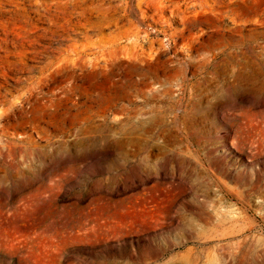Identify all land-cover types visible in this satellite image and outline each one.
<instances>
[{
  "label": "rangeland",
  "instance_id": "1",
  "mask_svg": "<svg viewBox=\"0 0 264 264\" xmlns=\"http://www.w3.org/2000/svg\"><path fill=\"white\" fill-rule=\"evenodd\" d=\"M223 2L0 0V264H264V0Z\"/></svg>",
  "mask_w": 264,
  "mask_h": 264
},
{
  "label": "bare ground",
  "instance_id": "2",
  "mask_svg": "<svg viewBox=\"0 0 264 264\" xmlns=\"http://www.w3.org/2000/svg\"><path fill=\"white\" fill-rule=\"evenodd\" d=\"M241 1H245V0H229V3L231 4V5H234V6H236V7H238V9L239 10H241L242 9V5H236V3H238V2H241ZM247 2V1H246ZM224 4V7L225 8H230L231 7V5L230 4H225V2H223ZM160 8H163V5L162 6H160ZM46 9V8H45ZM254 10L253 8H248V9H244V11H246V10ZM235 10H237V8H235V9H231L230 8V11L229 12H234L235 13ZM177 11V10H176ZM254 12H257V11H254ZM81 17V16H80ZM245 22L247 23L248 21L247 20H245ZM136 41V40H135ZM76 46H77V44H74V45H72L71 46V48H70V51H72V52H78V48H76ZM73 47L75 48V49H73ZM70 60V57L69 56H66V57H64V58H62V59H60V61H59V63H61V65H64V64H66L68 61ZM53 64V63H52ZM54 65H55V63H54ZM61 65H59V66H61ZM6 97L2 94V92H1V86H0V125L5 121V119H6V112H7V109H4L3 107H5L6 105H5V103H6V100L4 101V99H5ZM26 100H27V98H21V96H19V98H18V100L17 101H11V107H15V106H20V107H24V104H25V102H26ZM0 134H1V137L2 138H8V135H7V129H6V127L4 126V125H1V128H0Z\"/></svg>",
  "mask_w": 264,
  "mask_h": 264
}]
</instances>
